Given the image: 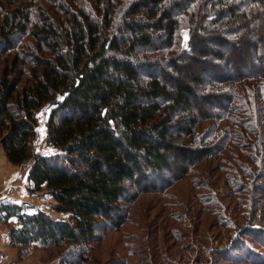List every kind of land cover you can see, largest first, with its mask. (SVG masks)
<instances>
[{
  "label": "trees",
  "instance_id": "obj_1",
  "mask_svg": "<svg viewBox=\"0 0 264 264\" xmlns=\"http://www.w3.org/2000/svg\"><path fill=\"white\" fill-rule=\"evenodd\" d=\"M0 7V146L11 164L31 163L29 190L44 191L52 210L67 215L1 202L0 223L15 220L7 243L17 262L36 245L63 250L57 264L89 263L105 226L125 222L120 203L136 197L128 183L155 190L141 180L183 178L234 139L242 145L233 155L251 144L254 171L244 175L247 187L230 186L245 189L247 209L257 211L264 199V0H4ZM251 78L252 91L238 95L231 86ZM197 98L214 102L205 111ZM44 105L51 106V154L32 149ZM240 231L264 247V227Z\"/></svg>",
  "mask_w": 264,
  "mask_h": 264
},
{
  "label": "rangeland",
  "instance_id": "obj_2",
  "mask_svg": "<svg viewBox=\"0 0 264 264\" xmlns=\"http://www.w3.org/2000/svg\"><path fill=\"white\" fill-rule=\"evenodd\" d=\"M220 69L214 73L222 74L224 68ZM210 70L205 69L203 75L209 76ZM253 81L251 78L231 86L240 95L247 88L253 90ZM196 92L200 93L199 88ZM209 100L214 102L212 98H197L195 102L206 111L210 107ZM50 108V105H44L37 113L39 123L32 149L39 154L54 152L45 143V122ZM203 124V128H208L210 122ZM217 134L216 131L215 137ZM232 142L234 145L230 143L229 148L218 155L192 164L183 178L174 179L169 174H162L141 180L142 186L151 184L155 190L140 192L128 183L129 190L136 193V197L128 204L120 203L124 208V224L118 230L105 226L99 240L92 245L91 260L87 264H264V247L253 237L240 234L243 227H264V199L257 206V211H249L245 189L234 192L230 186L232 182L241 187L249 184V178L244 175L247 169L254 171L249 162L253 159L251 144L246 145L249 147L246 150L238 148L240 150L233 155V151L242 144L235 139ZM227 150L232 152L226 153ZM30 164H11L0 146V203H21L24 198L30 206L28 212L43 210L56 218L66 219V214L52 210L55 201L44 191L29 190L31 184L27 181V173ZM233 166H236L235 170L231 169ZM12 225L0 223V231L6 230L4 248L15 251V262L8 263L3 258L0 264H19L16 248L7 243V231ZM1 235L3 238V233ZM42 251L43 259L55 258L57 262L63 253L55 247ZM1 255L3 257L5 253Z\"/></svg>",
  "mask_w": 264,
  "mask_h": 264
},
{
  "label": "crops",
  "instance_id": "obj_3",
  "mask_svg": "<svg viewBox=\"0 0 264 264\" xmlns=\"http://www.w3.org/2000/svg\"><path fill=\"white\" fill-rule=\"evenodd\" d=\"M22 200L24 202H26L24 198H22ZM9 223L14 225L15 224V220L11 219L9 221ZM2 233H3V238H2V235H1ZM5 235H6V230L0 231V253L1 254L5 253V255L3 257L1 255L0 263H2V261H3L2 259L3 258L8 263L15 262L14 261L15 260V251L13 249H8V248L5 249L4 248V245L6 246ZM43 257H44V252L42 251V249L39 248L36 245H33L32 251L29 254V256H27V258L24 259L23 261L19 262V264H57V260L55 258L45 260V259H43Z\"/></svg>",
  "mask_w": 264,
  "mask_h": 264
}]
</instances>
